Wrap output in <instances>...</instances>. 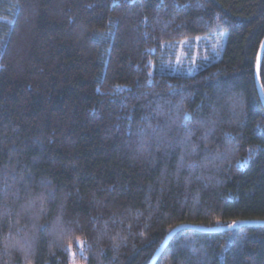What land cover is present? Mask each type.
Segmentation results:
<instances>
[{
    "label": "trees",
    "instance_id": "1",
    "mask_svg": "<svg viewBox=\"0 0 264 264\" xmlns=\"http://www.w3.org/2000/svg\"><path fill=\"white\" fill-rule=\"evenodd\" d=\"M217 27L220 60L164 67ZM263 41L264 0H0V264H150L178 226L264 221ZM157 264H264V226Z\"/></svg>",
    "mask_w": 264,
    "mask_h": 264
},
{
    "label": "rangeland",
    "instance_id": "2",
    "mask_svg": "<svg viewBox=\"0 0 264 264\" xmlns=\"http://www.w3.org/2000/svg\"><path fill=\"white\" fill-rule=\"evenodd\" d=\"M227 39L228 32L217 27L209 35L183 40L170 52L164 67L172 74L194 75L222 58ZM72 264L79 263L74 260Z\"/></svg>",
    "mask_w": 264,
    "mask_h": 264
},
{
    "label": "water",
    "instance_id": "3",
    "mask_svg": "<svg viewBox=\"0 0 264 264\" xmlns=\"http://www.w3.org/2000/svg\"><path fill=\"white\" fill-rule=\"evenodd\" d=\"M263 55H264V41H263V43L260 47V50H259L258 59H257V69H256L257 88H258V92H259L260 98L262 100V103L264 105V90H263L262 81H261V77H260ZM251 226H264V221H239V222H236L234 224H231L230 226H224V227H219V228H209V229L208 228H202L199 226H193V225L178 226L175 229H173L170 232V234L167 236L165 241L162 243V245L159 247V249L155 253L150 264H157L158 260L163 255L165 250L168 248L169 244L172 242V240L175 238V236L183 230H197V231L205 232V233H215V232H219V231H232V230L240 228V227H251Z\"/></svg>",
    "mask_w": 264,
    "mask_h": 264
}]
</instances>
